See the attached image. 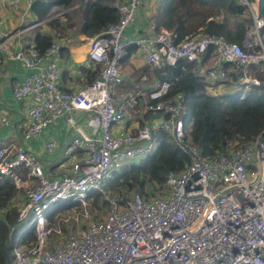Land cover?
Masks as SVG:
<instances>
[{"label": "built area", "instance_id": "built-area-1", "mask_svg": "<svg viewBox=\"0 0 264 264\" xmlns=\"http://www.w3.org/2000/svg\"><path fill=\"white\" fill-rule=\"evenodd\" d=\"M31 1L23 0L21 18ZM146 1L151 0H112L108 7L118 14L115 23L90 38L78 29L41 54L32 47L10 50L17 33L0 28V54L30 72L11 86L13 100L24 106L22 140L38 137L59 119L70 134L61 153L69 166L57 174L22 147H0V180L7 179L16 191L9 206L0 207V216L24 197L16 224L29 220L35 232L34 240H24L23 231L16 235L10 264H264V130L223 153L202 156L186 140L181 96L166 98L170 83L155 76L179 61L197 63L210 48L208 60L193 74L206 85L240 91L242 99L259 85L249 68L264 72V20L257 0H237L250 18L239 44L206 34L174 44L171 32L155 28L150 13L143 30L123 39ZM4 3L18 11L15 0ZM57 8L62 9L52 7L45 21ZM70 45L76 48L71 57L98 71L91 83L63 90L60 51ZM129 45L148 70L136 82L119 69ZM123 83L131 88H119ZM86 117L91 118L85 124L87 136L81 127ZM0 124L7 122L0 118ZM158 132L188 156V164L169 174L161 190L147 199L107 194L114 173L154 152ZM54 146L52 141L43 144V153L50 154ZM94 193L106 209L91 208ZM57 203L78 207L49 221L43 212Z\"/></svg>", "mask_w": 264, "mask_h": 264}, {"label": "trees", "instance_id": "trees-1", "mask_svg": "<svg viewBox=\"0 0 264 264\" xmlns=\"http://www.w3.org/2000/svg\"><path fill=\"white\" fill-rule=\"evenodd\" d=\"M112 0H32L29 13L33 23H42L49 34L35 27L31 38L32 49L41 54L55 40H61L65 32L73 28L72 17L80 16V32L90 38L116 22L118 14L108 7ZM249 4L254 0H246ZM65 10L61 19L45 21L52 7ZM258 15L264 20V0H257ZM74 15V16H73ZM156 29H165L172 33L174 44L188 40L199 34H206L239 44L244 29L250 24L245 7L237 0H158L151 13ZM264 34V30H263ZM264 47V40H263ZM28 49V47H25ZM136 52L133 45L127 46L120 65ZM208 48L197 63L177 62L166 67L162 74L155 76L160 82H169L166 98L181 96V105L185 108L184 123L187 127L186 140L197 148L202 156L223 153L229 145L240 144L254 139L264 130V72L250 67V75L259 81L258 86H251L240 99V91L210 95L202 78L193 74L209 58ZM84 84L93 81L98 67L80 69ZM143 73H147L143 71ZM149 115V114H148ZM157 147L154 152L138 163L124 167L114 173L106 185L107 194L126 198L134 193L143 199L152 196L164 186L169 174L179 173L188 164V156L181 151L171 138L164 133H156ZM147 186V187H146ZM150 193V194H149ZM16 191L7 179L0 180V207H6L15 197ZM99 195L94 193L95 205ZM105 203V202H104ZM91 208L96 210L97 206ZM78 203H57L43 212L50 220ZM4 216H0V264H10L12 242L23 231L24 240H34V223L24 221L16 224L18 210L15 205ZM32 218V215H31ZM13 230L10 232V228Z\"/></svg>", "mask_w": 264, "mask_h": 264}, {"label": "crops", "instance_id": "crops-1", "mask_svg": "<svg viewBox=\"0 0 264 264\" xmlns=\"http://www.w3.org/2000/svg\"><path fill=\"white\" fill-rule=\"evenodd\" d=\"M15 1L18 11L6 6L4 3L5 0H0V28L11 35L17 33V36H14L8 45V48L13 51H15L16 45L19 46V50L26 49L25 47L30 48L32 46L31 39L29 38L30 36L24 38L23 35L29 31H33L35 27L40 26V24L36 25L33 23L34 18L30 13L21 18L19 13L24 9V2L23 0ZM153 3V0L145 2L144 9L138 14L134 23L125 30L123 39H128L135 31H141L145 28L147 17L149 13H152L155 7ZM24 18L29 21V24L26 25L23 20ZM81 22L82 21H80V24ZM40 31L43 32V29H40ZM46 34L53 36L49 31H46ZM73 49L76 48L70 45L69 47L61 48L60 51V65L62 68L60 86L63 90H76L83 86L84 76L80 69H90L87 64L77 62L75 57L70 56ZM127 61L129 62L128 66L125 65V61L119 68L121 71H129L128 73H130L135 82L138 76L147 74L143 73V71L147 72L148 70L143 65V61L137 52L131 55ZM29 74L30 72L24 69L18 62L7 61L5 60V56L0 54V118H4L7 122L6 125L0 124V147L8 145L22 147L27 152L36 155L52 174H57L67 169L69 166V162L61 158L64 144L70 137L69 128L65 121L59 119L55 123L48 124L40 135L34 139L23 141L21 138L26 124L23 117L24 106L13 100L11 96V86L14 82ZM119 88L129 89L131 85L123 83ZM205 90L210 95L222 94L224 92L223 89L220 88V85H206ZM129 114L133 117L135 116L134 112H130ZM90 119V117H86L85 121L81 124L83 129L82 134L85 136L89 135L85 124L88 123ZM126 125H129V122ZM50 141L55 143L54 149L50 154L45 155L42 145Z\"/></svg>", "mask_w": 264, "mask_h": 264}, {"label": "rangeland", "instance_id": "rangeland-1", "mask_svg": "<svg viewBox=\"0 0 264 264\" xmlns=\"http://www.w3.org/2000/svg\"><path fill=\"white\" fill-rule=\"evenodd\" d=\"M65 13V10H63L62 11V9H56L53 13H49V15H48V19L50 18V20L49 21H51V20H56V19H61L62 18V16H63V14ZM74 16V15H73ZM58 17V18H57ZM24 20V22L26 23V25L27 24H29V21H27V19L26 18H24L23 19ZM80 21H81V19L79 18V16H77V15H75L74 17H72V21H71V24H73V28L72 29H70V30H68V31H66L65 32V35H68V34H72L73 32H75V31H77L79 28H80ZM40 29H43V33H46V31H49V33L51 34L52 33V31H50L48 28H46V26L45 25H43L42 23L40 24ZM30 36V37H29ZM32 36H33V31H29L28 33H26V34H24L23 35V37L24 38H32ZM54 36V35H53ZM129 62L128 61H126L125 62V65L126 66H128L129 64H128ZM120 69V68H119ZM121 70V69H120ZM121 72H125V73H128L129 71H121ZM128 74H130V73H128ZM133 74H135V73H133ZM147 187V186H146ZM158 192H153L151 195H156ZM134 193H131V194H129L127 197H130V196H132ZM150 194V193H149ZM110 195V194H109ZM110 196H113V195H110ZM14 205H15V207H16V209L19 211L20 209H22V207L23 206H25L26 205V201H25V199H24V197L22 198V197H19V198H17V200H15L14 201ZM91 205H92V203H91ZM97 207H98V209H101V210H103V209H106V207H107V203H104L103 201H101L100 200V197H99V199L97 200V202H96V204H95ZM95 205H92V207H94ZM12 206V205H11ZM96 207V208H97ZM12 208H9V210H11ZM97 209V210H98ZM89 210H90V208H89ZM52 219V218H51ZM51 219L49 220V221H51ZM51 238V236H49V239Z\"/></svg>", "mask_w": 264, "mask_h": 264}, {"label": "water", "instance_id": "water-1", "mask_svg": "<svg viewBox=\"0 0 264 264\" xmlns=\"http://www.w3.org/2000/svg\"><path fill=\"white\" fill-rule=\"evenodd\" d=\"M19 51V46L18 45H16V47H15V53H17Z\"/></svg>", "mask_w": 264, "mask_h": 264}]
</instances>
